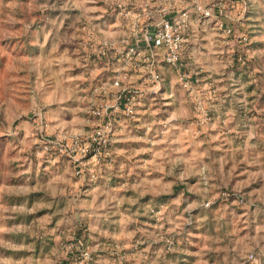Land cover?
Segmentation results:
<instances>
[{"label":"rangeland","instance_id":"rangeland-1","mask_svg":"<svg viewBox=\"0 0 264 264\" xmlns=\"http://www.w3.org/2000/svg\"><path fill=\"white\" fill-rule=\"evenodd\" d=\"M245 1L257 30L215 44L190 88L162 63L161 88L76 159L39 135L96 127L123 0H0V264H264V0Z\"/></svg>","mask_w":264,"mask_h":264},{"label":"crops","instance_id":"crops-1","mask_svg":"<svg viewBox=\"0 0 264 264\" xmlns=\"http://www.w3.org/2000/svg\"><path fill=\"white\" fill-rule=\"evenodd\" d=\"M123 3L126 8L130 9L132 15L130 18H124L123 16L119 18L120 14L116 12L115 19L112 20L113 23L111 24L113 26L110 28V33L115 38V45L111 51L113 58L109 76H112L116 71L126 72L128 75L127 81L142 90L141 103H146L148 100L146 93L154 92L152 91V83L144 77L147 70L146 62L141 54L136 55V60L132 62L124 61L125 42L123 39L130 36L132 23L136 25L140 35L143 30L153 29L159 16L158 8L163 4V0H123ZM211 4L221 5L223 14L219 15L217 9H214L211 15H203L197 9L198 5L206 7ZM171 5L170 16L179 22L184 37L183 56L193 65V71H190L189 88L192 87V83H196L206 77L202 73L211 67L212 57L220 54L218 49L215 48V44L221 47L225 46L228 49L227 47L231 45L230 41L234 36L237 40L242 41L248 37V32L250 33L251 31L252 33L253 30H257V21H254L255 17L249 14L250 6L245 0H172ZM182 13H185L187 17ZM214 41H217V43ZM146 45L145 40L141 38L139 47L144 48L141 53L146 51ZM159 51L161 52V50ZM227 63L230 62L227 61ZM161 65V62L156 64L159 72ZM176 80L181 85L177 71ZM206 84L207 81L203 83V85ZM161 86L162 81H160L159 85H155V88L158 87L160 89ZM122 118L120 117L119 119ZM116 151L120 152V148L117 147ZM117 159L119 158L117 157ZM119 160L121 164L125 163L127 165H132L135 162V160L130 159ZM138 162L141 165L145 164L142 159Z\"/></svg>","mask_w":264,"mask_h":264},{"label":"built area","instance_id":"built-area-1","mask_svg":"<svg viewBox=\"0 0 264 264\" xmlns=\"http://www.w3.org/2000/svg\"><path fill=\"white\" fill-rule=\"evenodd\" d=\"M116 2V1H115ZM119 13L124 18H130L132 13L126 7H120ZM172 0H163V4L158 8V19L153 29L143 30L142 34L138 32L136 25L131 24L130 36L124 38V61L132 62L136 60L135 56L141 54L146 62L147 70L144 77L147 81L152 83V91L157 89L155 85H159L162 80L161 74L156 67L157 62L173 67L177 73L180 83L183 86L189 87L190 71L193 70V65L183 56V41L184 37L180 29L179 22L170 16V8ZM197 9L203 15H211L214 9L217 13L223 14V8L219 4H214L206 7L200 5ZM185 17L187 15L182 13ZM230 31V30H229ZM143 38L146 42V51L141 53L140 39ZM108 38L100 41V50L102 54H106L108 50ZM110 42V41H109ZM114 48V43L111 49ZM110 49V50H111ZM161 50V52L159 51ZM128 75L126 72H115L111 77L110 82L112 93L111 99L106 101H99L92 108V114L97 117L98 122L96 127L89 135V137H82L81 135L68 136L65 133H58L56 135H46L40 132V140L44 149L55 148L61 153L68 154L72 157L96 156L98 153L105 150V144L108 140L107 130L112 131V125L115 120L120 117L135 114V105L141 103L142 90L131 85L127 81ZM104 83V82H103ZM101 91L105 90V85ZM102 121V122H100ZM42 123V122H41ZM42 126V125H41ZM77 159V157H76ZM81 165L78 164L77 172H81ZM242 201V198H239ZM248 257L252 264H260V257L250 252ZM85 258L89 259V253L86 251Z\"/></svg>","mask_w":264,"mask_h":264}]
</instances>
